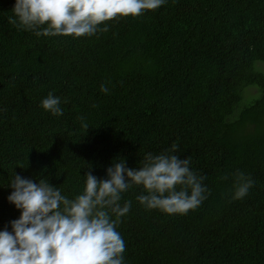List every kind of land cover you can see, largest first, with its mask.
Wrapping results in <instances>:
<instances>
[{
    "label": "trees",
    "instance_id": "16d2710c",
    "mask_svg": "<svg viewBox=\"0 0 264 264\" xmlns=\"http://www.w3.org/2000/svg\"><path fill=\"white\" fill-rule=\"evenodd\" d=\"M14 3L0 0V184L47 177L72 198L89 166L104 178L117 156L138 167L177 143L209 195L170 215L133 186L125 264H264V0H168L80 38L16 28ZM249 85L258 95L240 105ZM50 91L67 98L62 116L41 107ZM237 170L255 184L234 200ZM11 191L0 186V230L20 215Z\"/></svg>",
    "mask_w": 264,
    "mask_h": 264
},
{
    "label": "clouds",
    "instance_id": "9594fccd",
    "mask_svg": "<svg viewBox=\"0 0 264 264\" xmlns=\"http://www.w3.org/2000/svg\"><path fill=\"white\" fill-rule=\"evenodd\" d=\"M168 0H15L9 23L40 36L91 37L107 32L103 22L119 17L141 16ZM103 24V27L101 25ZM257 62V61H256ZM101 91L109 89L101 85ZM67 98L52 91L41 107L53 116H62ZM96 105H93L95 107ZM81 127H90L80 117ZM191 159L180 158L179 144L153 154L148 152L138 167H128L122 156L113 158L104 178L89 171L83 190L70 198L47 177H23L13 172L6 185L12 189L7 200L20 210L9 230H0V264H125L126 243L117 230L131 210L124 194L133 186L144 192L136 199L146 209L167 214H187L209 195L205 177L190 167ZM232 198L243 199L255 181L237 170ZM227 179V176L222 177ZM123 201V203H122Z\"/></svg>",
    "mask_w": 264,
    "mask_h": 264
},
{
    "label": "rangeland",
    "instance_id": "374dc122",
    "mask_svg": "<svg viewBox=\"0 0 264 264\" xmlns=\"http://www.w3.org/2000/svg\"><path fill=\"white\" fill-rule=\"evenodd\" d=\"M255 69L264 72V61H257L255 63ZM258 95V89L254 85H249L243 88L242 100L240 105L248 103L252 98Z\"/></svg>",
    "mask_w": 264,
    "mask_h": 264
}]
</instances>
